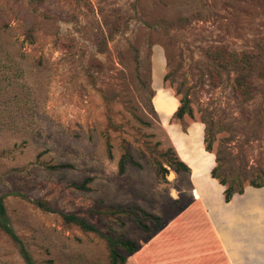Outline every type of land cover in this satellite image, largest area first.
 I'll return each mask as SVG.
<instances>
[{
    "label": "rangeland",
    "instance_id": "rangeland-1",
    "mask_svg": "<svg viewBox=\"0 0 264 264\" xmlns=\"http://www.w3.org/2000/svg\"><path fill=\"white\" fill-rule=\"evenodd\" d=\"M228 52L249 78L226 68ZM248 80L252 96H237ZM181 99L191 115L177 119ZM170 148L189 171L167 166ZM126 151L139 165L119 173ZM215 166L264 188L247 185L264 182V0H0V196L36 264H109L106 241L67 213L135 241L125 264H228ZM86 178L87 191L73 188ZM131 206L161 229L107 213ZM237 218V264H264V247L245 243L264 238V192ZM0 264H25L1 229Z\"/></svg>",
    "mask_w": 264,
    "mask_h": 264
},
{
    "label": "trees",
    "instance_id": "trees-1",
    "mask_svg": "<svg viewBox=\"0 0 264 264\" xmlns=\"http://www.w3.org/2000/svg\"><path fill=\"white\" fill-rule=\"evenodd\" d=\"M240 58H241V61L237 62V54L228 52L226 55V58H224L223 61L225 62L226 68L228 66L229 67L236 66V68L238 67L241 70L246 69L247 72L246 71L245 72L248 74L246 76V78H249L250 77L249 73H251V71H250L251 66H248L247 63H244L245 57H240ZM165 78H166V76L164 77V79ZM246 82L249 84L250 87L246 88L245 90L240 89L241 86H235L234 87V89H235L234 91L237 94V96H243L245 98L250 97V95L252 96L255 86L251 87V82H252L251 80H248ZM180 102H181V105L177 108V110L174 113V117L177 119L183 118V116L185 114L191 115V111L187 107V101H184L181 99ZM208 142L209 143H207L205 146V150L207 152H209L211 150L210 149V143L211 142L210 141H208ZM167 154L169 157L168 159L166 158V153H164L162 155V157L166 158L167 162H165V163L167 164V166L171 167L175 172H179V171H186L187 172L190 170V168L184 163V161H182L178 157L177 153L175 152V150L173 148L168 149ZM129 163L134 164L136 166L139 165L133 160V158L129 154V152L126 151V153L119 159L118 172L123 173L125 171L126 164H129ZM153 164L155 166V170H156L158 177L160 179H165V176L167 174V169L159 161H154ZM48 167L50 169H58V168L64 167V165H50ZM218 169H219L218 166L213 167L210 171V177L213 179H216L218 181V184L224 187L223 201L225 203H228L231 201V199L233 198L234 195L243 194L244 189H245V185L242 183V181L238 177L233 178L230 181H227L224 177H218L217 176ZM90 180H91L90 178H86L80 184H72V186L76 190L87 191L89 189L87 186V183ZM247 185L252 186V187H256V188H260V187H264V182L257 183L255 180H248ZM4 197L5 196H0V229L17 246L18 251L20 253V256L23 259V261L25 262V264H36L33 261L29 252L24 247V244L22 243L20 238L17 236V234L14 232V230L10 226L9 219H8V216L6 213V208H5L4 202H3ZM31 202L37 208H39L42 211L55 212V210L52 207H50L44 201L35 200V201H31ZM126 210H131L133 220L138 227L142 228L143 230H148V226L142 222V218L143 217L144 218L149 217V215H146L145 213H143L140 209H138L135 206L127 207L126 209H121L119 207H115L112 210H108L107 213H110V214L121 213L122 214ZM135 212H138L139 214L135 213ZM62 219L67 224H74L85 232L95 233V234H98L101 238H103L106 241L107 246L109 248V255H108L109 264H125L127 258L132 256L133 254H135L140 248L139 245L135 241H132L130 239H124L121 236H115L114 237V236H111L109 234H101L99 232V230L94 225L87 222L85 219H82V218L76 216L75 214H72V213L62 214ZM149 219L152 220L154 223H157L156 228L158 231L163 226L161 224V222H159L158 217L153 216V217H149ZM120 250H123V253H121Z\"/></svg>",
    "mask_w": 264,
    "mask_h": 264
},
{
    "label": "crops",
    "instance_id": "crops-1",
    "mask_svg": "<svg viewBox=\"0 0 264 264\" xmlns=\"http://www.w3.org/2000/svg\"><path fill=\"white\" fill-rule=\"evenodd\" d=\"M221 186V185H220ZM223 186H221V192L223 191ZM255 192H264V188L262 189H253L246 188L243 194L234 195L230 202L224 203L227 208H225L226 216L225 218V228L219 227L218 235H219V244L221 245V252L225 260L228 264H237V206L244 201L250 194ZM237 197H243L242 199H237ZM223 198V197H222ZM200 199V198H199ZM199 199L197 201H199ZM230 210V212H229ZM229 212V213H228ZM243 237V236H242ZM245 243L247 244V249L250 252H255L257 245H261L264 247V238L258 240L257 238L246 239ZM177 257V255L175 256ZM178 264V263H176ZM188 264V263H185Z\"/></svg>",
    "mask_w": 264,
    "mask_h": 264
}]
</instances>
